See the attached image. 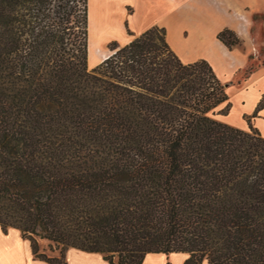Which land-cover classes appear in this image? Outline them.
<instances>
[{"label":"trees","instance_id":"trees-1","mask_svg":"<svg viewBox=\"0 0 264 264\" xmlns=\"http://www.w3.org/2000/svg\"><path fill=\"white\" fill-rule=\"evenodd\" d=\"M89 10L0 0L2 231L48 264H68L72 248L109 264L176 253L264 264V136L252 123L264 97L248 130L218 121L227 84L209 61L185 63L159 26L112 42L91 69ZM218 39L243 44L228 28Z\"/></svg>","mask_w":264,"mask_h":264},{"label":"crops","instance_id":"crops-1","mask_svg":"<svg viewBox=\"0 0 264 264\" xmlns=\"http://www.w3.org/2000/svg\"><path fill=\"white\" fill-rule=\"evenodd\" d=\"M93 1L89 0V8ZM116 1L117 13L106 15L101 34H97L98 25L92 21L90 15L91 41L96 50H105L111 41H117L124 46L136 36L159 26L166 28L171 47L185 63L205 59L212 64L219 76L222 73L228 80L248 68L253 53L259 49L264 52V21L260 29L263 37L260 46L256 44L254 36V31L257 30L254 17L261 13L264 15V0H138V4L136 0ZM159 12H165L168 18L156 19ZM187 14L192 16L191 23L186 22ZM227 28L235 31L243 40L241 46L229 49L218 39L219 33ZM96 50L93 55L98 58ZM227 91L230 96L228 87ZM235 96L241 103L248 100L250 111L255 112L264 97V63L254 71L242 88L235 92ZM263 113L264 110L257 119ZM262 122L258 129L264 136V120ZM68 253L69 261L73 264H109L101 254L73 248ZM162 257L163 254L148 255L144 264H150L153 260L162 264ZM0 264L48 263L34 257L31 242L24 239L19 230L11 228L5 234L0 226Z\"/></svg>","mask_w":264,"mask_h":264},{"label":"rangeland","instance_id":"rangeland-1","mask_svg":"<svg viewBox=\"0 0 264 264\" xmlns=\"http://www.w3.org/2000/svg\"><path fill=\"white\" fill-rule=\"evenodd\" d=\"M154 1L156 2V0H152L151 2H154ZM136 3L138 4L139 1L136 0ZM249 11H250V8H249ZM167 18H168V15L165 14V12H163V13L159 12L158 14H156V19H158V20H161V19L166 20ZM191 18H192V16L187 14L186 22L191 23ZM254 18H255V20H254L255 21V28L257 29L254 31L255 41H256V44L257 45L259 44V46H260L262 43V39H263L260 29L263 25L264 15H263V13H261L260 15H257ZM111 43H112V41L108 43V45L104 48L105 50L100 49L103 53H105L106 56H109L112 53L110 48H109V45ZM95 50H96V46L94 45V43H92L91 35H90L89 66L91 69L97 67L100 64V61L103 60V58L100 56V54L98 55L99 56L98 58L93 55L95 53ZM263 63H264V52L259 49L258 52L253 53L252 58H251V63L248 66V68L253 66L256 69H258V67L260 65H262ZM248 68L239 71L238 74L235 76V78H233L232 80H228L222 73H220V77L228 85V89L230 91L231 106H230L229 110L227 109V104H224L223 106H221L218 109L220 111V113L215 117L218 121H221L223 123H227L229 125H232L234 127L244 129V130L249 129L247 117L252 115L254 111H250L251 110L250 109V107H251L250 102L248 100H244V103H241L240 100L238 99V97L235 96V92H237L238 89H241L243 84L246 81H248V79L250 78V77L247 78ZM263 120H264V113L261 115V117L259 119L256 118L253 120L254 126L258 128L259 124L262 125ZM41 250L45 251L46 253H48L51 256H58L59 255V252H55V253L51 252L50 247H49V243L46 241H41ZM187 257H188V255L182 254V253L171 254L168 256L163 255L162 264H168V263H170V264H185ZM67 260H68V264H73V262L71 260L69 261V253L67 254ZM155 262H157V260L151 261L150 264H157ZM204 264H207V263L205 262Z\"/></svg>","mask_w":264,"mask_h":264},{"label":"bare ground","instance_id":"bare-ground-1","mask_svg":"<svg viewBox=\"0 0 264 264\" xmlns=\"http://www.w3.org/2000/svg\"><path fill=\"white\" fill-rule=\"evenodd\" d=\"M118 1L116 0H94L90 5V15L92 21H95L98 25L97 34H101L100 30H103V21L106 15L117 13ZM96 54L106 59L105 55L100 49L96 50Z\"/></svg>","mask_w":264,"mask_h":264},{"label":"water","instance_id":"water-1","mask_svg":"<svg viewBox=\"0 0 264 264\" xmlns=\"http://www.w3.org/2000/svg\"><path fill=\"white\" fill-rule=\"evenodd\" d=\"M227 87H228V85H227Z\"/></svg>","mask_w":264,"mask_h":264}]
</instances>
